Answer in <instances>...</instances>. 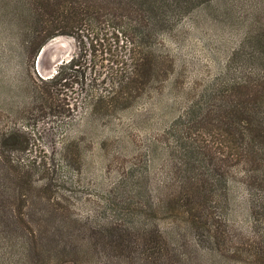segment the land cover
I'll use <instances>...</instances> for the list:
<instances>
[{
  "label": "trees",
  "instance_id": "16d2710c",
  "mask_svg": "<svg viewBox=\"0 0 264 264\" xmlns=\"http://www.w3.org/2000/svg\"><path fill=\"white\" fill-rule=\"evenodd\" d=\"M207 1L4 0L6 14L23 24L30 57L26 113L60 115L65 107L71 117L82 107L105 116L127 109L172 69L171 59L157 46L159 35ZM247 1V24L224 72L189 98L168 124L167 192L151 207L178 213L180 222L203 236L198 241L205 256L221 253L226 245L232 253L237 245L251 249L257 243L256 225L264 222V0ZM89 33L109 34L115 44L102 74L78 73L73 56L47 74L34 73L35 55L47 39ZM22 132L10 128L0 136V158L5 159L0 165V252L19 264L199 263L200 251H180L178 238L171 240L155 224L109 220L93 227L87 216L68 214L45 194V185L36 187L9 159L16 145L26 147ZM234 168L241 172L251 219L250 235L239 241L219 227L212 203L224 195Z\"/></svg>",
  "mask_w": 264,
  "mask_h": 264
},
{
  "label": "rangeland",
  "instance_id": "374dc122",
  "mask_svg": "<svg viewBox=\"0 0 264 264\" xmlns=\"http://www.w3.org/2000/svg\"><path fill=\"white\" fill-rule=\"evenodd\" d=\"M2 2L0 136L17 128L26 137L24 149L18 145L11 149V162L17 163L36 187L45 185V194L55 197L68 214L87 216L88 226L109 220L134 226L155 224L171 240L178 238L180 251H200L198 264H264V222L256 225L255 234L260 237L256 235L257 243L251 249L237 245L232 253L226 245L221 253L205 256L201 252L204 245L198 241L203 236L180 222L178 213L151 210L167 192L168 124L189 98L224 72L226 59L247 24L248 1L202 2L159 35L157 46L172 61V69L162 82L122 111L97 116L79 107L71 117L65 107L60 115L33 117L26 113L25 83L30 81L31 67L24 50L23 24L19 17L6 14L7 5ZM89 35L78 39L56 34L47 39L35 55L34 73L47 74L55 64L73 56L78 73L102 74L115 44L109 34H103L106 38ZM4 163L1 157L0 165ZM234 169L228 174L224 195L212 203L219 227L228 238L239 241L250 235L251 219L241 172ZM229 244L233 247L235 243ZM0 264L19 263L16 257L0 252Z\"/></svg>",
  "mask_w": 264,
  "mask_h": 264
},
{
  "label": "water",
  "instance_id": "95a60500",
  "mask_svg": "<svg viewBox=\"0 0 264 264\" xmlns=\"http://www.w3.org/2000/svg\"><path fill=\"white\" fill-rule=\"evenodd\" d=\"M38 58V56L36 57V59Z\"/></svg>",
  "mask_w": 264,
  "mask_h": 264
}]
</instances>
